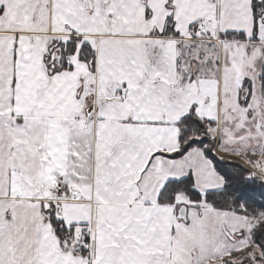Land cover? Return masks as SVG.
I'll list each match as a JSON object with an SVG mask.
<instances>
[{"label": "snow or ice", "instance_id": "snow-or-ice-1", "mask_svg": "<svg viewBox=\"0 0 264 264\" xmlns=\"http://www.w3.org/2000/svg\"><path fill=\"white\" fill-rule=\"evenodd\" d=\"M238 70L250 167L204 115ZM257 93L264 0H0V264H264Z\"/></svg>", "mask_w": 264, "mask_h": 264}, {"label": "crops", "instance_id": "crops-1", "mask_svg": "<svg viewBox=\"0 0 264 264\" xmlns=\"http://www.w3.org/2000/svg\"><path fill=\"white\" fill-rule=\"evenodd\" d=\"M223 82L218 86L213 82L212 87L206 90L205 95L211 97V106L204 112V115H208L217 120L216 128L214 132L210 134L216 138H223L225 140V150L217 151V155L221 158L231 159L236 162L240 160L245 161L244 156H233L228 150L234 146L235 138L232 135L234 131H238L239 128L245 127V121L247 120L246 113L248 109L242 108L237 100V93L240 89V80L242 76L237 71L233 77L231 75H225ZM257 87H259L257 85ZM243 95H247V89L243 90ZM248 108H255L254 119L262 121L264 118V101L259 100V94L252 104H249ZM264 122V121H262ZM247 125H253L252 120H247ZM259 165L264 162V156L259 157ZM239 160V161H238ZM210 185L218 184V178L206 177ZM191 215H194L192 213ZM204 223L214 227L217 232L223 231L229 222L225 219L224 214H218L213 208L209 207L206 212V218ZM242 226V225H241ZM219 260H213L212 263H216Z\"/></svg>", "mask_w": 264, "mask_h": 264}, {"label": "rangeland", "instance_id": "rangeland-1", "mask_svg": "<svg viewBox=\"0 0 264 264\" xmlns=\"http://www.w3.org/2000/svg\"><path fill=\"white\" fill-rule=\"evenodd\" d=\"M220 158H221V157H220ZM223 159H226V158H223ZM238 161H239V160H238ZM239 163L243 164L245 167H250L249 165H247V164L245 163L244 160H240ZM261 164H262V165H261ZM260 165H261L262 167H264V162H263V163H260ZM261 178L264 179V177H261ZM253 251H254V252L259 251V249L254 248Z\"/></svg>", "mask_w": 264, "mask_h": 264}, {"label": "trees", "instance_id": "trees-1", "mask_svg": "<svg viewBox=\"0 0 264 264\" xmlns=\"http://www.w3.org/2000/svg\"><path fill=\"white\" fill-rule=\"evenodd\" d=\"M221 159H223V158H221ZM237 163H239V162H237ZM215 199L217 201H220L222 199V197L218 195ZM212 264H223V260H219L218 262L212 263ZM235 264H239V261H236Z\"/></svg>", "mask_w": 264, "mask_h": 264}, {"label": "water", "instance_id": "water-1", "mask_svg": "<svg viewBox=\"0 0 264 264\" xmlns=\"http://www.w3.org/2000/svg\"><path fill=\"white\" fill-rule=\"evenodd\" d=\"M181 211H183V209Z\"/></svg>", "mask_w": 264, "mask_h": 264}]
</instances>
